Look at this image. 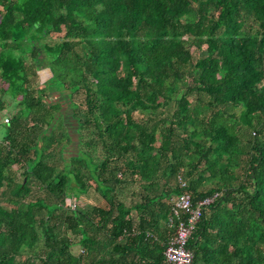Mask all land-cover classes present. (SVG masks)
I'll return each instance as SVG.
<instances>
[{
  "label": "trees",
  "instance_id": "1",
  "mask_svg": "<svg viewBox=\"0 0 264 264\" xmlns=\"http://www.w3.org/2000/svg\"><path fill=\"white\" fill-rule=\"evenodd\" d=\"M2 126L0 264H166L181 194L264 264V0H0Z\"/></svg>",
  "mask_w": 264,
  "mask_h": 264
},
{
  "label": "built area",
  "instance_id": "2",
  "mask_svg": "<svg viewBox=\"0 0 264 264\" xmlns=\"http://www.w3.org/2000/svg\"><path fill=\"white\" fill-rule=\"evenodd\" d=\"M4 122H7V120L5 119ZM181 186L183 187L184 184H181ZM214 197L200 201L195 206L192 205L191 199L187 194H181L171 200V212L177 219V224L163 252L166 264L191 263L192 253L186 248L187 242L200 219L202 209L207 207ZM67 207L75 209V201L69 199ZM170 223L173 224L172 221Z\"/></svg>",
  "mask_w": 264,
  "mask_h": 264
},
{
  "label": "rangeland",
  "instance_id": "3",
  "mask_svg": "<svg viewBox=\"0 0 264 264\" xmlns=\"http://www.w3.org/2000/svg\"><path fill=\"white\" fill-rule=\"evenodd\" d=\"M197 55H198L197 52H194V56L196 57ZM3 115H5L4 112H3ZM5 118H7V117H5ZM3 131H4V128L2 126V127H0V133L1 132L3 133ZM68 202H69V199L66 200L65 206L68 205ZM100 203H102V205ZM76 205H77V207L82 208V207L88 206V205H97V206L99 205V206H103L104 204L100 200V198L93 191L90 190L87 193V195L78 198ZM72 253L74 255H77L78 253H80V251H79L78 248L73 247Z\"/></svg>",
  "mask_w": 264,
  "mask_h": 264
}]
</instances>
